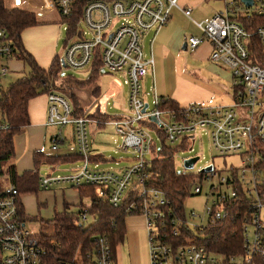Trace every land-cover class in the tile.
Returning <instances> with one entry per match:
<instances>
[{
    "label": "built area",
    "instance_id": "built-area-1",
    "mask_svg": "<svg viewBox=\"0 0 264 264\" xmlns=\"http://www.w3.org/2000/svg\"><path fill=\"white\" fill-rule=\"evenodd\" d=\"M27 1L39 11L55 10L67 25L68 44L59 56L64 67L92 70L98 58L102 65L100 72L119 73L128 87L127 114L114 119L93 117L100 106L93 112L86 109L77 115L73 103L64 94L47 93L46 124L56 128L51 137L52 149L58 150L67 142L64 128L72 124L74 140L69 150L79 155L81 162L63 174L41 175L40 187L96 185L98 195L115 207L135 189L136 195L128 202L127 212L146 218L152 264L264 262V23L256 28L252 26L256 18L264 15V0H252V5L244 0H221L222 8L202 21L193 19V8L180 6L178 0ZM174 7L193 19L200 30V35L187 38L188 47L196 49L210 43V60L231 70L233 103L212 106L195 102L171 107L168 98L154 90V105L150 108L143 80L155 61L153 52L150 58L145 57L142 38L153 29L156 36L171 19ZM255 37L263 48L257 57L261 63L254 62ZM14 52L9 32L0 26V97L5 90L2 80L10 72ZM152 116L161 126L151 120ZM92 121L99 126L114 125L119 134L118 149L132 154L130 164L114 169L99 167L92 161L88 131ZM8 128L0 110V130ZM153 130L171 144L181 142L186 149L196 141L193 133L208 130L218 155L240 157L238 167L225 170L210 164L209 171L200 169L190 180L191 195H206L204 216L195 210L187 211L185 204L183 209L170 207L164 192L149 184L151 159L147 155L156 157ZM5 176L3 172L0 179ZM19 196L15 183L0 184V264H118L112 243L105 235L96 238L92 252L79 259L49 262L39 235L27 228V216L21 211ZM197 217L202 223L192 224L190 219ZM82 218L88 219L86 211ZM224 220L240 224L242 248L238 254L212 251L203 242L206 232Z\"/></svg>",
    "mask_w": 264,
    "mask_h": 264
},
{
    "label": "rangeland",
    "instance_id": "rangeland-1",
    "mask_svg": "<svg viewBox=\"0 0 264 264\" xmlns=\"http://www.w3.org/2000/svg\"><path fill=\"white\" fill-rule=\"evenodd\" d=\"M5 4L8 8L18 7L26 11L34 12L36 14L37 20L39 21L37 24L38 26H46L48 24L52 26L51 29L39 28L36 34L33 33V30H25L26 33L23 31L25 34L22 33V38L24 39V43L26 45L33 44L36 48H38V50L45 53L44 49H48L49 43L53 48L54 55L64 54L65 48L68 44L67 25L62 22L60 15L55 10H36L27 0H22L19 4H17L16 0H5ZM178 4L182 7L187 5L191 6L193 8L191 16L197 21L211 18L215 11L222 8L221 0H178ZM193 19L185 16L177 7H174L171 11V19L163 28L160 29L156 37L155 29L144 34L142 38V44L146 55L145 57H151V40L154 37L155 42L153 49L156 57L159 48L164 45L165 42L169 41L170 37H173L175 33H180V35H182V43L185 41V38H188L190 35H200V30ZM208 51V44H203L196 49L188 48L186 50L182 49L181 45L179 51L174 53V61L178 68V75L184 76V78L195 82L197 85L210 89L214 92L212 98L206 99L204 101L205 104L212 106L229 105V103H231L233 100V90H230L229 88L224 89V87L220 85L219 79L215 73L208 68L210 64L214 63L222 67L224 66L222 63L211 61L208 57ZM24 65L25 66L22 67L21 70H18L17 72H10L2 80V86L5 90L8 89L19 78L28 74L30 68L27 64ZM155 67L157 83L156 88L158 91V84L164 85L165 81L164 79H161L162 74L157 70L156 64ZM90 69V67H86L84 69L64 67L62 70L63 77L61 78L71 76L75 77L76 79L86 81L90 78ZM152 85V77L149 76L145 78L143 82L145 92L144 95L146 101H148L150 104V108H152L154 105ZM114 86L119 89V94L117 95L113 93V90L109 91V89ZM96 87L99 89V95L94 94V88ZM71 92L77 96L79 107L83 108L84 111H86V109H90V112H93L97 106H100V110L107 113L111 119H114V117L117 115L127 114L126 101L128 98V87L125 85L123 77L119 73L110 74L102 71L95 81L85 87H78L77 85L67 86L63 93L71 102H73V99L70 95ZM66 127L72 128V124H69ZM64 130L67 131L68 128ZM88 131L90 138L95 139L96 141H92V144L94 143L95 146L101 147V153L107 159V161L102 163V166L118 169L120 166H125L131 162V152H123L118 149V144L120 142L119 134L116 131L114 125L108 124L106 126H99L98 123L92 121L88 124ZM55 132V128H48L46 141L41 148V151L45 153V155L60 153L65 148L64 146H61L58 150L52 149L50 135ZM194 134L196 136V141L194 143L192 141L189 148L186 149L184 148L183 144H181V142L171 144L170 142L162 139L159 134L153 130L152 136L155 141V155L158 156L165 145L177 149L175 152V162L177 172L180 174L198 173L200 169L210 164H214L218 169L225 170L231 166L238 167L241 165V159L238 155L220 156L216 153L208 130H199L197 133H193L192 135ZM23 137L25 152L22 153L21 157L18 155L13 156L9 161H7V163L4 164L3 171L6 176L0 179V184L2 186H8L12 182L9 175L10 173L8 171L10 167H15L18 173L25 169H29L30 167L34 168L32 164V157L28 158V155L25 156V154H27L30 149V142L32 139V134H30L29 128L27 129V127H25L19 134H17L15 136V142L17 139H23ZM196 155L200 156V158L195 164L194 168L190 170L186 169L184 167L183 159ZM23 157L28 159L26 161L24 160L25 162H21ZM147 158L152 159V154H148ZM27 166L28 168H26ZM38 172L40 175H44L49 172V167L47 168L46 165L42 164L39 166ZM55 172L57 174H63V172L65 173V170ZM21 198L27 214V228L36 235L41 233L42 224L45 223L46 220L52 219L56 212L63 211L66 207L69 212H75L79 209L78 205L81 202L84 204H90V198L81 197L79 189L73 186H58L52 189L39 188L38 193L26 192L21 195ZM205 204V193L201 195H191L185 201V208L187 211L195 210L198 214L204 216ZM91 220L92 217H88L86 224L90 223ZM190 220L194 225L202 223L200 217ZM128 221L130 225L134 227L137 234L135 235L136 243L134 256L131 257L128 253V250L124 248V256H122V258L124 259L125 264H152L149 247V235L145 216L142 214L129 215ZM123 246L125 247V245L122 244L121 248ZM240 260L241 258L238 257V261Z\"/></svg>",
    "mask_w": 264,
    "mask_h": 264
},
{
    "label": "trees",
    "instance_id": "trees-1",
    "mask_svg": "<svg viewBox=\"0 0 264 264\" xmlns=\"http://www.w3.org/2000/svg\"><path fill=\"white\" fill-rule=\"evenodd\" d=\"M36 14L32 11H26L18 7L8 8L5 0H0V26L5 27L15 45L14 57L23 60L30 68L27 75L19 78L8 89L3 90L0 97V110L4 120L8 123L7 130H0V174L3 166L13 156H15V136L19 134L30 123L29 102L40 94L49 92H59L64 94L66 87L77 85L85 87L95 81L101 68L100 59L96 58L90 78L86 81L76 79L75 77L61 78L64 68L59 55H56L48 68L42 67L33 54L24 46L22 33L30 27L37 25ZM264 23V15L256 18L252 26ZM249 27L247 23H244ZM75 23L72 24L74 29ZM254 62H260L257 57L262 53V45L254 38ZM261 63V62H260ZM234 86V85H233ZM94 94L99 95V89L94 88ZM73 99L74 112L77 115L83 113V108L79 107L77 96L71 92ZM167 103L171 107H179V103L168 99ZM96 118H110L104 115L99 109L92 115ZM177 149L171 146H164L160 154L150 160L149 171L151 174L149 184L161 189L170 202V207L184 208L186 199L191 196L190 180L196 173H178L175 162V152ZM264 151V150H263ZM81 159L77 154L67 155H45V153L35 152V168L44 162L61 163ZM92 160L93 157H92ZM11 181L15 183L20 191L19 202L21 211L25 215L21 195L26 192H37L40 188L38 170H25L18 173L15 167L8 169ZM81 197L90 198V204L81 202L79 209L75 212H69L67 207L62 212H56L54 218L46 220L42 224V230L39 234L40 242L46 249V255L49 262L74 261L92 252L96 238L99 236H108L116 252L117 247L126 239L127 225L126 218L130 215L127 212V204L134 199L135 189L129 193L121 205L115 207L108 204L98 195L96 185L85 184L77 187ZM86 211L88 217H92L90 223L82 218ZM206 238L203 242L207 247L216 252L224 254L240 253L242 248V234L240 233V224L232 220H224L206 232ZM259 264L264 262L259 260Z\"/></svg>",
    "mask_w": 264,
    "mask_h": 264
},
{
    "label": "crops",
    "instance_id": "crops-1",
    "mask_svg": "<svg viewBox=\"0 0 264 264\" xmlns=\"http://www.w3.org/2000/svg\"><path fill=\"white\" fill-rule=\"evenodd\" d=\"M219 10L220 9H218L217 11H219ZM217 11H215V13ZM30 27L31 28L28 27L25 30H33L34 34H36L38 32L39 28H50V29L52 28V26L49 24L46 26L34 25V26H30ZM25 30H24V32H25ZM25 33H23V34H25ZM166 34H167V32H166ZM181 37H182V35H180V33H178V34L175 33L173 35V37H170L169 41L165 42L164 45H162L159 48L158 54L156 57H155V53H154V49H153L155 39H154L153 43L151 40V53L153 52L154 61H155V64L157 65V70L162 74L161 79H164L165 84L164 85L158 84V91H157L155 64H154V68L150 69L149 73L146 75L145 78L151 76L152 82H153V85H152L153 91L155 90L157 93H159V95L161 97L172 99V100L178 102L180 106H186L190 103H195V102L204 103V101L206 99L212 98V96L214 95V92L210 89H207L205 87H201V86L197 85L195 82H192V81L184 78V76L178 75V68H177V65L174 61V57H175L174 53H177L179 51V48L181 45H182V49H184L183 45L185 42H187V38H185V41L182 43L183 38H181ZM23 43H24V39H23ZM204 44H208V46H209L208 57L210 58L212 47H211L210 43H208V42H205ZM24 46L31 54H33V56L35 57L37 62L44 68H48L51 65V63H52V61L56 55L61 56L60 54L54 55L53 48L50 46L49 43H48V49H44L45 53L38 50V48H36L33 44H27L26 45L24 43ZM188 48L189 47L187 46V49ZM184 50H186V49H184ZM9 65H10V72H17L18 70H21L22 67L25 66L23 60L17 59L16 57H14L10 61ZM222 65L224 67H226L227 69L218 65V64H215V63L210 64L208 66V68L210 70H212V72L215 73V75L219 79L220 85L222 87H224V89L229 88L230 90H233L234 87H233L232 72L226 65H224V64H222ZM145 78H144V80H145ZM144 80H143V82H144ZM112 90H113L114 94H116V95L119 94V89H117V87L114 86V87L109 89V91H112ZM233 101H234V94H233V100L231 103H233ZM231 103H229V104H231ZM29 104H30L29 105V116H30L31 123L27 126V129L29 128L30 134H32V139L30 142V149H29L28 153L25 154V156L28 155V158L32 157V164H33L34 168L30 167L29 169H25V170H34V169L38 170L39 167L35 168V161H34L35 152H37V151L41 152V148L43 147V144L45 143L47 135H48V128H51V127L55 128V127L48 126L46 124L47 114H48V105H49L48 95L46 93L31 99ZM126 106H127V101H126ZM66 128H68V130L67 131L64 130V132L66 133L68 139H67V142L62 145L65 147L64 150L61 151L60 153H52V154H56V155L74 154L69 150V145L74 140V137L72 135V128L71 127H66ZM66 128H64V129H66ZM53 134L50 135V141H51V137ZM89 137H90V135H89ZM92 141L96 142L95 139L90 138L91 148H92V156L94 159L92 161L94 163H96L99 167L107 168V166H102V163L107 161V159L101 153V151H102L101 147L95 146L94 143L92 144ZM23 144H24V137H23V139H17V141L15 142V156L18 155L19 157H21L22 153L25 152V149H24L25 145H23ZM27 159H25V157H23L21 162H23L24 160L26 161ZM130 160L132 162V159H130ZM80 162H81V159L73 160V161L72 160L71 161H65V162H61V163H48V162L43 161L40 164V166L43 164V165H46L47 168L49 167V172L46 174H49V173L57 174L55 171L65 170V172H66L68 170H71L73 167H76L77 165H79ZM130 163H128V164H130ZM128 164H126L125 166H127ZM125 166H120V168H118V169H121ZM26 168H28V166ZM25 170H23L22 172H24ZM22 172L20 171V173H22ZM38 175L41 176L39 174V172H38ZM40 189H41V187H40ZM36 193H38V191ZM21 201H22V198H21ZM23 206H24V204H23ZM24 210H25V206H24ZM60 212H62V211H60ZM25 215L27 216L26 210H25ZM126 225H127V234H126V239H125L126 242L125 241L123 242L125 247L123 246L121 248L122 244H120L116 249V257H117V263L118 264H125V261L122 258V256H124V254H123L124 248H126V250H128V253L130 254L131 257H133L134 253H135V243H136L135 235L137 234V232L135 231L134 227H132V225H130V223L128 221V217L126 218Z\"/></svg>",
    "mask_w": 264,
    "mask_h": 264
},
{
    "label": "water",
    "instance_id": "water-1",
    "mask_svg": "<svg viewBox=\"0 0 264 264\" xmlns=\"http://www.w3.org/2000/svg\"><path fill=\"white\" fill-rule=\"evenodd\" d=\"M248 5H252V0H244ZM16 2H17V4H19L20 2H21V0H16ZM187 42H185L184 43V45H183V48L184 49H187ZM146 106H147V104H146ZM151 120L152 121H155V122H158L159 123V125L161 126V123L156 119V117H154V116H152L151 117ZM199 159V156H193V157H189V158H186L185 160H184V167L186 168V169H193L194 168V165H195V163L197 162V160ZM211 169V165H208V166H206V167H204V168H202V171H209Z\"/></svg>",
    "mask_w": 264,
    "mask_h": 264
}]
</instances>
